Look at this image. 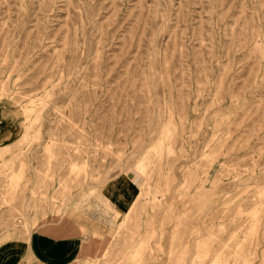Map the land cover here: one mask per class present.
Wrapping results in <instances>:
<instances>
[{
  "label": "rangeland",
  "instance_id": "1",
  "mask_svg": "<svg viewBox=\"0 0 264 264\" xmlns=\"http://www.w3.org/2000/svg\"><path fill=\"white\" fill-rule=\"evenodd\" d=\"M0 125L25 230L99 209L92 264H264V0H0Z\"/></svg>",
  "mask_w": 264,
  "mask_h": 264
},
{
  "label": "crops",
  "instance_id": "2",
  "mask_svg": "<svg viewBox=\"0 0 264 264\" xmlns=\"http://www.w3.org/2000/svg\"><path fill=\"white\" fill-rule=\"evenodd\" d=\"M2 127L0 125V131ZM9 141L12 140L0 136V168L6 167L5 162L9 160L2 152L10 144ZM128 177L134 184V178L130 175ZM132 194L129 188L121 189L116 177L105 184L102 192L117 212L123 210ZM99 214V209H94L86 216H37L32 227L25 230L24 219L9 218L7 207L1 205L0 264H92L97 251L94 244L97 240L96 230L99 222L104 220ZM9 224L17 226L15 231L9 233Z\"/></svg>",
  "mask_w": 264,
  "mask_h": 264
},
{
  "label": "bare ground",
  "instance_id": "3",
  "mask_svg": "<svg viewBox=\"0 0 264 264\" xmlns=\"http://www.w3.org/2000/svg\"><path fill=\"white\" fill-rule=\"evenodd\" d=\"M10 105V104H9ZM3 117V116H2ZM4 121V120H3ZM9 121V120H8ZM6 126V125H5ZM10 126V125H9ZM136 166V175L138 172H141V171H144L143 167H144V161H141L135 165ZM131 177H134V176H131ZM136 177V176H135ZM117 180L120 181V184H121V189L122 190H125L127 188L130 189V191H132V198H130L131 200L128 202V205L129 208L133 207L134 206V203L137 202V199L139 197V191H137V187L135 186V183H136V180L134 179V184L132 183L131 179L129 180V177L126 175V174H120V175H117L116 176ZM141 184V183H140ZM114 187V186H113ZM141 190L145 191L146 192V189H145V186H144V182L141 184V186H139ZM115 189V188H114ZM131 194V193H130ZM122 196V195H121ZM220 196L218 195L216 197V199H218ZM222 197V196H221ZM220 197V198H221ZM211 201H214V199H212ZM205 205L206 207H209L212 205V203H209V202H205ZM209 236V235H207ZM207 239V238H206ZM156 255V254H155ZM200 256V255H199ZM153 257V256H152Z\"/></svg>",
  "mask_w": 264,
  "mask_h": 264
}]
</instances>
